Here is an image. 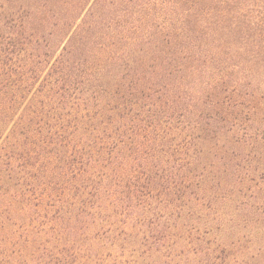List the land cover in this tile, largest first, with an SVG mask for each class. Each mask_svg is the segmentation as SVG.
<instances>
[{
    "label": "trees",
    "instance_id": "16d2710c",
    "mask_svg": "<svg viewBox=\"0 0 264 264\" xmlns=\"http://www.w3.org/2000/svg\"><path fill=\"white\" fill-rule=\"evenodd\" d=\"M263 236L264 0L0 5V264H264Z\"/></svg>",
    "mask_w": 264,
    "mask_h": 264
},
{
    "label": "rangeland",
    "instance_id": "374dc122",
    "mask_svg": "<svg viewBox=\"0 0 264 264\" xmlns=\"http://www.w3.org/2000/svg\"><path fill=\"white\" fill-rule=\"evenodd\" d=\"M12 4H13V0H0V5L11 6ZM263 239H264V236H263ZM240 244L241 245H239V248H240V246H242V244L249 245L245 242H241ZM236 250H237V247H236V249H234V251H236ZM250 261H252V260H250ZM233 264H238V263H233ZM249 264H259V263L258 262H251Z\"/></svg>",
    "mask_w": 264,
    "mask_h": 264
}]
</instances>
